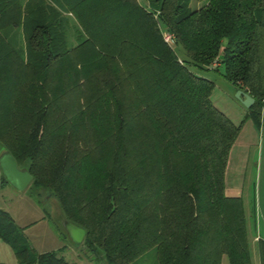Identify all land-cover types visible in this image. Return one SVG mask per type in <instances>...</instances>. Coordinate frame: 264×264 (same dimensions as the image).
<instances>
[{
  "label": "trees",
  "instance_id": "obj_1",
  "mask_svg": "<svg viewBox=\"0 0 264 264\" xmlns=\"http://www.w3.org/2000/svg\"><path fill=\"white\" fill-rule=\"evenodd\" d=\"M190 66H221L258 125L264 0H0V148L100 264L150 247L155 264H252L240 195L224 191L242 120ZM0 239L15 264H74L35 251L2 208Z\"/></svg>",
  "mask_w": 264,
  "mask_h": 264
},
{
  "label": "rangeland",
  "instance_id": "obj_2",
  "mask_svg": "<svg viewBox=\"0 0 264 264\" xmlns=\"http://www.w3.org/2000/svg\"><path fill=\"white\" fill-rule=\"evenodd\" d=\"M204 0H189L190 5H199ZM72 37V36H71ZM175 52L182 54L179 44H173ZM190 68L213 81L210 92L212 103L224 112L234 123L241 121V126L229 149L224 170V185L232 193L240 195L245 217L248 239V252L252 264H258L254 234L264 237V99L260 109L258 125L245 114L244 106L235 96V84L226 79L217 68ZM0 169V208L5 209L13 221L22 227L23 234L33 249L42 252L59 248L67 261L74 264H100L96 259L89 258L82 250L80 242L66 246V235L57 223L58 206L56 199L45 191L37 197L30 187L25 185L17 189L6 182L1 183ZM253 208L254 214H251ZM69 242V241H68ZM7 246V245H6ZM7 250L8 247H6ZM6 250V252H7ZM3 255V256H1ZM0 264L12 262L1 253ZM9 259V260H8ZM222 264H228L226 256H221ZM10 261V262H8ZM155 251L148 248L129 264H155Z\"/></svg>",
  "mask_w": 264,
  "mask_h": 264
},
{
  "label": "water",
  "instance_id": "obj_3",
  "mask_svg": "<svg viewBox=\"0 0 264 264\" xmlns=\"http://www.w3.org/2000/svg\"><path fill=\"white\" fill-rule=\"evenodd\" d=\"M235 96L244 107H248L253 101V98L240 88L236 89ZM0 169L5 180L17 189H22L30 181L27 170L18 166L13 156L5 149L0 152ZM61 224L72 241L76 243L81 241L84 235V229L81 226L67 219H62Z\"/></svg>",
  "mask_w": 264,
  "mask_h": 264
},
{
  "label": "crops",
  "instance_id": "obj_4",
  "mask_svg": "<svg viewBox=\"0 0 264 264\" xmlns=\"http://www.w3.org/2000/svg\"><path fill=\"white\" fill-rule=\"evenodd\" d=\"M2 150H3V149L0 148V152H2ZM6 182H7V181H6ZM7 183H8V182H7ZM10 185H11V184H10ZM224 191H225V193H227V194H237V193H232L231 191H229V189L226 188L225 185H224ZM55 214H56V218H57V223L59 224L60 228L63 230V233H64V234L66 235V237H67V241L65 242V244H63V245H64L63 249H65L66 246H69V245H70V243H71V244H75L76 242L72 241V240L69 238V236L66 234V232H65V230H64V228H63V226H62V224H61L62 217L60 216V214H58V213H55ZM257 236H258L257 234H254L253 239L255 240ZM68 241H69V242H68ZM6 245H7V246H6ZM6 247H8L9 250H7ZM6 250H7V252H6ZM8 251H9V257H10V255H12V257H14V255H13V253H12V250H11V248L9 247V245H8L6 242H4L3 240L0 239V255H1V253H3L4 255H7ZM1 256H3V255H1ZM0 258H1V257H0ZM0 260H1V259H0ZM8 260H9V259H8ZM8 262H10V261H8ZM7 264H15V257L12 259V262L7 263ZM220 264H222V260H221V258H220Z\"/></svg>",
  "mask_w": 264,
  "mask_h": 264
},
{
  "label": "built area",
  "instance_id": "obj_5",
  "mask_svg": "<svg viewBox=\"0 0 264 264\" xmlns=\"http://www.w3.org/2000/svg\"><path fill=\"white\" fill-rule=\"evenodd\" d=\"M168 35H164V38L167 39Z\"/></svg>",
  "mask_w": 264,
  "mask_h": 264
}]
</instances>
